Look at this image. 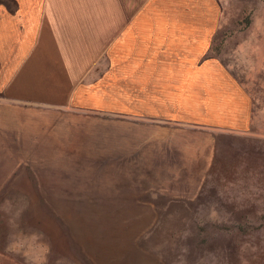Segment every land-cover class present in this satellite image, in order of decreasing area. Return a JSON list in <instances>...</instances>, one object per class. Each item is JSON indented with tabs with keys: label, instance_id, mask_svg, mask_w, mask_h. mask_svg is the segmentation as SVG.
<instances>
[{
	"label": "crops",
	"instance_id": "crops-1",
	"mask_svg": "<svg viewBox=\"0 0 264 264\" xmlns=\"http://www.w3.org/2000/svg\"><path fill=\"white\" fill-rule=\"evenodd\" d=\"M160 1L163 11L156 8ZM124 2L0 0L1 205L5 193L33 192L39 214L44 206L78 207L88 209L93 222L98 218L90 209L104 206L194 208L204 191V165L187 170L188 153L181 146L189 141L187 128L238 131L254 125L258 100L244 82L248 73L212 52L228 42L232 28L219 22L222 0H152L143 9ZM113 40L126 54L118 63L132 66L105 78L96 93L118 112L148 119L107 123L117 128L112 157L120 169L122 160L133 168L116 182V203L104 204V121L94 139L68 134L85 123L74 117L101 113L76 107L73 97ZM52 193H67L73 204L55 205ZM59 218L67 229L61 237L78 250L77 263L103 264L95 225L80 222L74 232L71 216ZM5 253L0 248V257Z\"/></svg>",
	"mask_w": 264,
	"mask_h": 264
},
{
	"label": "rangeland",
	"instance_id": "rangeland-1",
	"mask_svg": "<svg viewBox=\"0 0 264 264\" xmlns=\"http://www.w3.org/2000/svg\"><path fill=\"white\" fill-rule=\"evenodd\" d=\"M130 1L125 0V5L132 4ZM149 1L152 0L131 6L140 5L143 9ZM156 3V8L165 9L160 5L162 1ZM172 5L171 1L166 8L170 10ZM222 5L219 22L232 28L230 37L225 38L228 42H222L212 52L248 73L245 76L250 78L244 82L256 96L258 107H254V125L248 130H219L204 124L187 128L185 136L189 141L181 145L188 153L187 170L194 167L195 171L198 163L204 165V191L197 207L104 206L90 209L98 218L93 222L88 218V209L44 206L39 214L34 204L36 193H5L3 205L0 203L4 216L0 217V248L10 256H1L0 264H15L10 257L17 259L18 264H78V250L60 235L67 229L59 216H71L69 231L75 232L80 222L95 225L93 236H98L96 241L104 252L103 264H264V0H222ZM131 14L126 16V23L131 22ZM243 35L247 38L240 45L226 46L242 40ZM124 55L113 40L91 65L89 82L76 92L73 103L76 107L100 110L102 114L74 117L85 123L71 128L72 133L68 134L74 139L85 133L90 140L94 139L99 121H104V204L111 203L110 200L116 203V182L119 178L127 179V171L133 168L122 160L120 169L118 159L112 157L117 155V128L116 124L107 123L148 119L118 112L115 103L102 101L96 93L107 81L105 78L131 69L129 62L118 63ZM59 132L66 133L64 128ZM63 136L67 135L60 134ZM91 153L98 156L100 151L92 149ZM66 195L52 193V202L73 204ZM7 201H11L10 206Z\"/></svg>",
	"mask_w": 264,
	"mask_h": 264
}]
</instances>
